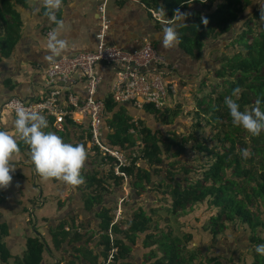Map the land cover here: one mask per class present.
I'll use <instances>...</instances> for the list:
<instances>
[{
  "label": "trees",
  "instance_id": "obj_1",
  "mask_svg": "<svg viewBox=\"0 0 264 264\" xmlns=\"http://www.w3.org/2000/svg\"><path fill=\"white\" fill-rule=\"evenodd\" d=\"M26 2L0 0L2 56L17 40L20 21L15 8L24 7ZM141 2L149 13L157 15L163 7L167 16L160 17L164 22L171 19L177 9L186 14L185 24L177 28L179 46L187 55L199 60L202 50L209 45L214 66L212 78L218 85L213 86L212 80L207 98L198 100L194 127L189 135L182 137L175 134L162 136L158 131L142 126L128 113L133 108L131 104H116L111 96L100 100L104 105L103 142L128 157L136 153L138 158L133 159L129 168L122 170L126 175V180H123L114 177L111 159L105 161L99 154L87 156L84 178L86 190L90 191V204H99L104 195L113 198L111 206L102 207L97 213L101 252L90 264H99V257L105 260L107 252L113 247L118 249V255L115 262L109 264H126L129 246L134 244L133 238L148 230L151 220L143 211L134 213L131 221L125 218L128 202L120 207L122 223L112 224V213L118 208L116 197L124 195L122 188L125 183L130 202L137 201L148 187H154L169 205L170 216L175 218L193 213L196 206L207 203L208 207L216 210L206 229L211 238L221 235L228 224H239L245 232L248 231L249 245L254 244L252 264H264V256L255 251L256 245L264 244V131L253 137L241 127L234 126L224 104L225 97L231 96L233 90L239 87L242 92L237 103L241 111L254 107L258 98L264 110V20L261 19L264 3L258 4L257 0ZM202 18L207 20V25ZM216 44L220 45V49H215L218 47ZM160 69L167 71L162 67ZM173 98L169 94L170 108L166 106L157 110L146 106L143 110L152 114L157 122L170 124L178 116L172 106ZM68 126L75 124L67 120L65 129ZM22 145L26 144L22 141L19 147ZM25 147L28 148L27 145ZM245 148L252 153L248 159L241 156V150ZM139 161H144L148 169L138 167ZM2 201L3 195L0 194V203ZM195 229L198 230V227ZM71 230L66 233L62 229L55 236L65 241L71 235L73 241H80V233ZM145 239L151 240L152 236ZM193 244L192 234L174 236L170 228L145 246H155L161 254L158 257L155 251H151L150 264H200L199 250L189 249ZM42 254L43 244L37 238L31 239L23 261L18 264H40ZM1 258L4 260L0 244ZM209 258L205 261L208 264L221 263L220 257Z\"/></svg>",
  "mask_w": 264,
  "mask_h": 264
},
{
  "label": "crops",
  "instance_id": "obj_2",
  "mask_svg": "<svg viewBox=\"0 0 264 264\" xmlns=\"http://www.w3.org/2000/svg\"><path fill=\"white\" fill-rule=\"evenodd\" d=\"M257 3L262 4L264 0H257ZM100 6H103L104 16L110 24L105 44L131 54L139 51L145 42L150 43L164 64L163 68L167 69L164 72L165 82L173 87L170 95L174 97L172 106L178 116L173 118L170 124L157 122L152 114L143 109L135 110L133 107L134 109H129L128 113L134 120H139L142 126L158 131L162 136L189 135L191 128L194 127L198 100L207 98V91L213 80L214 66L209 55L211 50L209 45L202 50L199 60L187 55L180 46L174 49H163L161 47L162 30L166 26L165 22L159 15L149 13L141 0H63L56 16L57 19L64 21V28L59 36L67 39L69 46L60 57L72 58L96 50L98 7ZM38 7L39 0H27L24 7L15 8L20 21L17 40L5 56H2L3 52H0V105L11 98L24 102L40 101L48 94L45 71L49 62H46L43 57L49 53L46 33L52 31L56 25L44 14L45 9L40 7L37 11ZM235 31L234 29V34ZM216 45L218 47L215 49H220V45ZM94 70L101 79L97 90V100L111 96L115 70L104 64L96 65ZM73 79L72 92L80 100H84V78L80 72H75ZM61 86L58 84V87ZM166 106L171 107L168 99ZM15 119V115L3 113L0 116V130L14 135L20 145L22 140L14 128ZM47 121L49 127L44 129L45 132H54L65 143L84 144L88 152L87 125L68 126L63 133H59L53 128L52 121ZM25 146L22 145L19 153L15 154L10 161L13 168V172L10 173L13 177L11 184L6 189H0V194L3 195V201L0 203V244L4 257V260L0 259V264L21 263L27 253L28 241L34 238L43 244L40 264L69 262L90 264L101 252L98 245L100 221L97 213L102 207L111 206L113 198L104 195L99 204H90V191L86 190L85 184L73 189L62 181H43L36 174L30 151ZM88 155H90L89 152ZM137 166L148 169L144 161H139ZM86 171L85 163L82 170L83 177ZM126 185L127 183L122 188L124 195L116 197L119 209L122 204L128 202L125 218L131 221L133 214L141 210L151 220L150 228L136 234L133 238L134 244L129 246L130 252L126 258V264H150L151 251H155L158 257L161 254L155 246H145V244L157 240L158 236L161 237L160 225H166L164 222L166 217L162 218L164 221L161 224L157 220L160 218L158 212L161 210L167 212L169 205L164 202L154 187H148L139 195L137 201L130 202ZM125 198L127 201L119 202ZM159 204L167 208L161 209ZM184 216L186 215L179 217V221L182 222ZM71 228L80 233V241H73L71 235L66 237L65 241L55 236L61 233L62 229L68 233L72 231ZM182 229L185 231V228L181 226L179 230L182 231ZM146 236H152V239L146 240ZM98 260L99 264H103L104 260L101 257Z\"/></svg>",
  "mask_w": 264,
  "mask_h": 264
},
{
  "label": "built area",
  "instance_id": "obj_3",
  "mask_svg": "<svg viewBox=\"0 0 264 264\" xmlns=\"http://www.w3.org/2000/svg\"><path fill=\"white\" fill-rule=\"evenodd\" d=\"M98 12L96 50L72 58L60 57L55 63H49L45 71V85L48 90L46 98L34 102L11 98L0 105V116L3 113L15 115L16 107L23 106L45 115L47 120L52 121L55 131L59 133L65 131L67 120L75 125H87L89 154H99L105 161L111 159L114 177L126 180L122 170L129 168L133 159L138 156L133 153L128 157L103 142L104 105L102 101L97 100V90L101 79L95 73V66L104 64L115 70L112 100L116 104H131L137 110H142L146 106H152L157 110L163 109L167 105L169 94L173 92V87L165 82L164 71L160 69L164 67V64L150 43L145 42L139 51L131 54L106 45L105 38L110 24L104 16L103 6L98 7ZM50 32L46 33L47 38ZM75 72H80L85 80L84 100H80L71 90ZM58 84L62 86L58 87ZM124 200L127 201V198L119 202L122 203ZM112 215L113 225L122 223L123 216L119 208L114 210ZM117 255L118 249L111 248L103 264L114 263Z\"/></svg>",
  "mask_w": 264,
  "mask_h": 264
},
{
  "label": "clouds",
  "instance_id": "obj_4",
  "mask_svg": "<svg viewBox=\"0 0 264 264\" xmlns=\"http://www.w3.org/2000/svg\"><path fill=\"white\" fill-rule=\"evenodd\" d=\"M63 0H39V8L45 9V15L56 27L49 33L48 49L49 53L43 57L46 62L55 63L56 58L68 48L69 41L60 38L59 33L64 28V21L57 19L56 12L60 10ZM158 15L166 17L163 7ZM186 14L177 9L173 17L165 21L162 30L161 47L165 50L174 49L180 44V36L177 28L185 23ZM264 20V12L261 13ZM179 22V23H177ZM202 22L207 25V20L202 18ZM242 89L237 87L232 95L225 97L226 105L232 123L236 127H241L253 137H258L264 131V110L261 108V100L255 101V106L250 110L241 111L237 100ZM232 97H236L233 99ZM16 119L14 128L20 139L26 144L30 151L31 162L34 165L36 174L43 181H62L69 188H78L85 184L82 170L85 166L88 152L84 144L65 143L63 139L54 132H45L49 127L45 115L38 111L17 106L15 109ZM20 151L19 144L14 135L8 131L0 130V189H6L12 182L13 168L10 165L15 154ZM241 156L248 159L252 156L249 149L241 150ZM258 255L264 256V244L255 246Z\"/></svg>",
  "mask_w": 264,
  "mask_h": 264
},
{
  "label": "rangeland",
  "instance_id": "obj_5",
  "mask_svg": "<svg viewBox=\"0 0 264 264\" xmlns=\"http://www.w3.org/2000/svg\"><path fill=\"white\" fill-rule=\"evenodd\" d=\"M210 84L212 85V82ZM216 85H218V82L216 83L214 81L213 86ZM197 135L200 137V133ZM200 141H202L201 138ZM159 206L161 209L162 207L167 208V206H162L161 204ZM215 213V209L208 207L207 203H203L196 206L193 213H187L188 215L183 217L182 222L179 221L180 219L170 216L166 210L164 212L162 210L158 212L160 218L157 220L163 224L162 221L164 220L162 218L166 217L164 222L167 226L160 225L164 233L168 232L169 227H171L174 236H181L184 233L189 234L191 232L195 244L190 250H199V262H202L200 264H208L205 262L207 261V257H220V264H252L255 255V252L252 251L254 244L249 245L248 238L250 236L247 234L248 231L246 230L247 232H245L242 226L239 224H228L229 226L226 227V230L216 239H212L208 234L206 229L208 228L209 220ZM181 226L185 228V231L183 229V232L179 230ZM196 227H198V230L195 229ZM200 251H202V254ZM223 256H227L228 259L225 260Z\"/></svg>",
  "mask_w": 264,
  "mask_h": 264
}]
</instances>
